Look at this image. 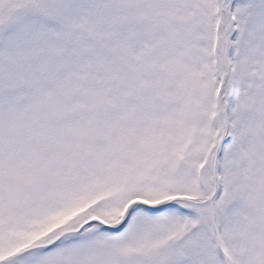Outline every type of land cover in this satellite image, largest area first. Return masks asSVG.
<instances>
[{"label": "snow or ice", "instance_id": "obj_1", "mask_svg": "<svg viewBox=\"0 0 264 264\" xmlns=\"http://www.w3.org/2000/svg\"><path fill=\"white\" fill-rule=\"evenodd\" d=\"M0 264H264V0H0Z\"/></svg>", "mask_w": 264, "mask_h": 264}]
</instances>
